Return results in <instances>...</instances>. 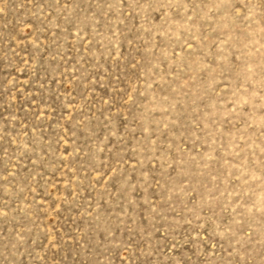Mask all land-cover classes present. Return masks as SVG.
Instances as JSON below:
<instances>
[{
  "label": "rangeland",
  "instance_id": "1",
  "mask_svg": "<svg viewBox=\"0 0 264 264\" xmlns=\"http://www.w3.org/2000/svg\"><path fill=\"white\" fill-rule=\"evenodd\" d=\"M0 264H264V0H0Z\"/></svg>",
  "mask_w": 264,
  "mask_h": 264
}]
</instances>
